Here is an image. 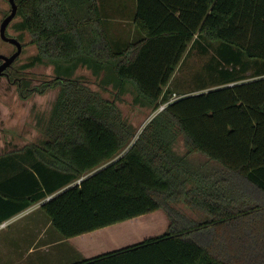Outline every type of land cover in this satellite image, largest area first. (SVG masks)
I'll list each match as a JSON object with an SVG mask.
<instances>
[{"label": "trees", "instance_id": "16d2710c", "mask_svg": "<svg viewBox=\"0 0 264 264\" xmlns=\"http://www.w3.org/2000/svg\"><path fill=\"white\" fill-rule=\"evenodd\" d=\"M17 5L19 37L36 48L20 68L53 73L9 80L21 99L58 92L27 148L31 168L0 163V223L61 191L41 208L65 238L156 210L169 218L161 235L89 264H264V0H137L146 36L123 50L99 0ZM196 34L203 54L239 69L182 96L169 83ZM124 101L155 112L139 134Z\"/></svg>", "mask_w": 264, "mask_h": 264}, {"label": "rangeland", "instance_id": "374dc122", "mask_svg": "<svg viewBox=\"0 0 264 264\" xmlns=\"http://www.w3.org/2000/svg\"><path fill=\"white\" fill-rule=\"evenodd\" d=\"M104 4H106L107 6L105 7V10H103L105 14L109 12L110 16L116 19L120 17L117 15L116 7L120 5L126 7L127 9V7L129 6V0H108L105 1ZM5 9H9L7 2L5 0H0V22L3 19V10ZM124 11L126 10H123L121 12V17L128 18L126 16L128 15L129 10H127L125 13ZM16 21L17 19L14 22ZM10 31L11 33L14 32L12 27H10ZM22 42L25 44V48L23 49L20 57L15 62V66L17 67H20L22 64L27 62L29 57H31L36 52L35 46L32 44H28L29 35L27 33L23 35ZM0 50H2V48H0ZM198 50L199 49L196 47L193 48L190 54L186 57L183 66L181 67L180 65L178 69L176 80L172 84L178 92H187L182 96L209 90V88H205L199 91H192L195 88H200V86H209L210 84H213L214 82L219 80L221 76H224V68H227L228 70L233 72L235 71V69L236 71H238L239 69L236 63H220V59L222 57L209 56L201 52L198 53L196 52ZM243 62L246 66L243 75L247 76L249 74V65L251 63H256L246 56L245 58H243ZM261 62L264 64V61ZM52 73L53 66L38 64L31 68H27L22 72L20 71L18 74L19 76L33 79L35 81L34 83L37 84L42 80L49 79ZM79 73L84 74L87 78L90 77L89 72L85 69H80ZM249 76L251 75L249 74ZM247 79L249 78H246L245 80ZM223 82L224 81H221L220 83ZM219 86L223 85H217L216 87ZM18 90L19 88L17 89V80L15 82H10L7 78L0 77V154L3 153L2 155H0V163H7L6 165L9 172L13 171L16 164H18L16 165L18 167L23 163L26 164V161L23 160L28 155L27 151L17 150L23 149L26 146H31L33 143L38 142L42 138L39 131L38 119L42 118L46 120L49 118L52 103L58 92V89H55L50 90L45 94L34 93L28 99H21L18 96ZM179 95L181 94L177 93L175 97H178ZM175 97L173 96L172 100L175 99ZM128 99H131L130 95H128ZM119 104L122 107L125 116L133 121V123L138 127V134L155 114V112L151 113V111L146 108L135 110V108H133L131 104L126 103L125 101L120 102ZM179 148L183 149L182 141H180L179 143ZM12 151L14 152L11 153ZM4 164H0V166ZM6 169L0 167V171L3 170L6 172ZM36 220H40V216L38 215V213L34 212L28 215H24L22 216V218H18L9 223L7 222L8 227H6V229L1 232L0 238L2 239L3 236H6L11 243L16 245V240H12V238L19 234L20 229L24 227L25 229L31 227V225ZM117 223H121V226H118L121 234H124L126 236L134 234L135 236L132 240L139 241L141 238H144V235L164 233L169 224V218L163 210H156L149 214L141 215L139 217ZM150 226H159L160 229H158V231L156 232L152 231L146 234H142L143 232H138L140 229H145ZM29 234L32 235V233ZM27 241L28 237L21 242L26 243ZM39 256L40 255L38 252L29 256L30 261H32L31 264H36L35 257ZM6 258H4V260L2 258L1 264L20 263V261H13V258H10L9 260H7Z\"/></svg>", "mask_w": 264, "mask_h": 264}, {"label": "crops", "instance_id": "0c3cea01", "mask_svg": "<svg viewBox=\"0 0 264 264\" xmlns=\"http://www.w3.org/2000/svg\"><path fill=\"white\" fill-rule=\"evenodd\" d=\"M99 1L103 13V9L107 7L104 3L108 0ZM128 7L127 9L126 7L120 5L116 7L117 15L120 16L116 19L110 16L109 12L107 14L103 13L104 22L109 34L111 35L113 45L117 50H123L130 44L146 36V32L144 31V29L139 27L135 20L137 14V0H129ZM182 9L183 8L176 10V16L180 15ZM123 10H129L128 15L126 16L128 18L121 17V12ZM126 11H124V13ZM204 40L205 39L200 37L198 34L195 35L194 40L188 45L184 57L181 60V67L183 66L186 57L190 54L193 48H198L199 50L196 51L198 53H204ZM180 65L176 69V72L169 83L170 86L176 80ZM248 73L252 74L253 70H249ZM260 75L263 76L264 73H261ZM27 148H29V146H26L25 148L17 151H27ZM13 152L14 151H12L11 153ZM2 154L3 153H1L0 155ZM34 163L35 162L33 161V159L30 158L29 161L26 162V164L23 163L20 166V169H30ZM59 192L61 191L48 195L46 198H43L42 200L36 202L35 204L31 205L30 207L5 221L9 223L18 218H22V216L24 215H28L34 212L38 213V215L40 216V220H36L33 224L31 223V227H28L26 229L24 227L20 229L19 234L12 238V240H16V245L11 243L6 236H3L2 239L0 238V264L2 258L4 260V258L6 257L7 260L13 258V261H20L19 264H31L32 261H30L29 256L36 254L37 252L40 256L35 257L36 264H77L86 260H89V262H87L88 264L95 263V257L108 254L121 248H125L146 238L161 235L148 234L144 235V238H141L139 241H133L132 239L135 236L134 234L128 236L121 234L119 230L121 223H114L96 229L94 231L86 232L71 238H65L52 225L49 217L41 208V205L45 201L52 198ZM6 227H8V225L0 228V234L3 230L6 229ZM158 229H160L159 226H150L145 229H140L138 232H143L142 234H146L152 231L156 232L158 231ZM29 233H32V235H30ZM27 237L28 241L26 243H22L21 241L26 239Z\"/></svg>", "mask_w": 264, "mask_h": 264}, {"label": "flooded vegetation", "instance_id": "af4514ba", "mask_svg": "<svg viewBox=\"0 0 264 264\" xmlns=\"http://www.w3.org/2000/svg\"><path fill=\"white\" fill-rule=\"evenodd\" d=\"M5 1L7 2V5L9 7V9L3 10L4 16H3V19L0 22V43H1V47L0 48H2V50H0V54L12 55L17 50V47H16V45L14 43H12L10 41H7V40H4L3 37H2V33H1V24H2L3 20L12 11V2L10 0H5ZM15 2H16V5H17V0H15ZM17 10H18V5H17ZM16 19L18 20L17 13H16L15 17L11 20V22L7 25L6 30H5V33H6V35L8 37H15V38H17L22 43V52H23V49L25 48V44L22 42V40L19 37L21 31L17 30L16 27H15V22L14 21ZM10 27H12V29L14 31L13 33H11V31H10ZM10 47H12V48H10ZM22 52H21V54H22ZM20 55L14 60V62L12 63V65H10L9 67L6 68L5 72L0 77H5V78H7L9 80L10 79V74H11L10 71H13L15 73L16 72H20V71L22 72L23 71V69H21L20 67L15 66V62L20 57ZM2 62H3V60L0 59V64ZM15 80H17V79H15ZM9 81L11 82V80H9Z\"/></svg>", "mask_w": 264, "mask_h": 264}, {"label": "water", "instance_id": "95a60500", "mask_svg": "<svg viewBox=\"0 0 264 264\" xmlns=\"http://www.w3.org/2000/svg\"><path fill=\"white\" fill-rule=\"evenodd\" d=\"M12 2V11L11 13L3 20L1 24V33L4 40L10 41L14 43L17 47V50L12 55L0 54V59L3 62L0 64V76L5 72L6 68L12 65L14 60L21 54L22 52V43L15 37H8L5 33L7 25L11 22V20L15 17L17 13V5L15 0H10Z\"/></svg>", "mask_w": 264, "mask_h": 264}, {"label": "built area", "instance_id": "2783aa9c", "mask_svg": "<svg viewBox=\"0 0 264 264\" xmlns=\"http://www.w3.org/2000/svg\"><path fill=\"white\" fill-rule=\"evenodd\" d=\"M169 102H170V101L164 103V104L160 107V109H163V108H164ZM79 181H81V179H80ZM6 225H7V222L4 221V222L0 223V228L5 227Z\"/></svg>", "mask_w": 264, "mask_h": 264}]
</instances>
